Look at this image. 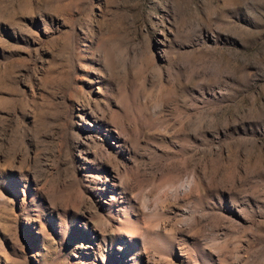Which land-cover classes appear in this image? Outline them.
Returning <instances> with one entry per match:
<instances>
[{
    "label": "rangeland",
    "instance_id": "rangeland-1",
    "mask_svg": "<svg viewBox=\"0 0 264 264\" xmlns=\"http://www.w3.org/2000/svg\"><path fill=\"white\" fill-rule=\"evenodd\" d=\"M0 264H264V0H0Z\"/></svg>",
    "mask_w": 264,
    "mask_h": 264
}]
</instances>
